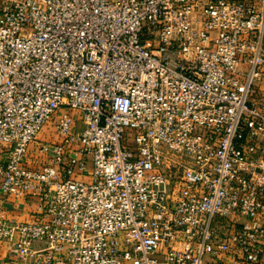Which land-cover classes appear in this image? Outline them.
<instances>
[{
	"label": "built area",
	"instance_id": "2783aa9c",
	"mask_svg": "<svg viewBox=\"0 0 264 264\" xmlns=\"http://www.w3.org/2000/svg\"><path fill=\"white\" fill-rule=\"evenodd\" d=\"M263 76L264 0H0V194L33 210L0 207V241L264 264Z\"/></svg>",
	"mask_w": 264,
	"mask_h": 264
},
{
	"label": "crops",
	"instance_id": "0c3cea01",
	"mask_svg": "<svg viewBox=\"0 0 264 264\" xmlns=\"http://www.w3.org/2000/svg\"><path fill=\"white\" fill-rule=\"evenodd\" d=\"M43 138V137H42ZM14 202V203H13ZM0 207L6 210L8 216L27 220L33 215V210L28 204L20 200H9L5 202L2 200L0 194ZM17 262L10 255V246L7 241H0V264H16Z\"/></svg>",
	"mask_w": 264,
	"mask_h": 264
},
{
	"label": "rangeland",
	"instance_id": "374dc122",
	"mask_svg": "<svg viewBox=\"0 0 264 264\" xmlns=\"http://www.w3.org/2000/svg\"><path fill=\"white\" fill-rule=\"evenodd\" d=\"M259 85H261V88L258 92V94L256 95L257 97V104L259 107H261L262 109H264V76L262 77V80L258 82ZM43 133L44 135L46 134V131L43 132L41 131L38 135V138H41L43 137Z\"/></svg>",
	"mask_w": 264,
	"mask_h": 264
}]
</instances>
